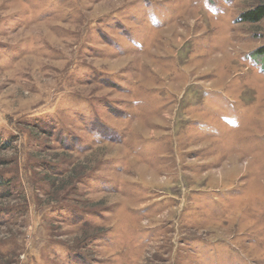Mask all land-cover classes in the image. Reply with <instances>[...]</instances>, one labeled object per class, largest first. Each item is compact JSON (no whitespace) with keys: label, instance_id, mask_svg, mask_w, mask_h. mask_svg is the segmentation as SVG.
Instances as JSON below:
<instances>
[{"label":"rangeland","instance_id":"rangeland-1","mask_svg":"<svg viewBox=\"0 0 264 264\" xmlns=\"http://www.w3.org/2000/svg\"><path fill=\"white\" fill-rule=\"evenodd\" d=\"M261 2L0 0V264H264Z\"/></svg>","mask_w":264,"mask_h":264},{"label":"trees","instance_id":"trees-1","mask_svg":"<svg viewBox=\"0 0 264 264\" xmlns=\"http://www.w3.org/2000/svg\"><path fill=\"white\" fill-rule=\"evenodd\" d=\"M241 17L244 18V20L246 21H249V22H252V23H257L259 21H261L263 18H264V2H261L260 4H258L257 6L253 7V8H250V9H247L246 11H244L242 14H241ZM258 52L260 53H264V45L261 46L259 49H257ZM3 164V163H2ZM4 169V166L2 165V168H0V170H3ZM9 172L7 171L6 172V175L8 174ZM75 173L73 172L71 175H69L71 178L75 177V178H80L82 175H84L83 173L81 174H78L76 173V175H74ZM6 175H0V180H2L1 178L5 177ZM15 177V176H14ZM46 178L51 182V176H48L46 175ZM10 179V178H9ZM9 179H6L5 181H8ZM4 180V179H3ZM52 184H54V181L51 182ZM5 186H9L8 184L5 185ZM68 188V187H67ZM66 188V189H67ZM65 188H62L61 191H65L64 190ZM68 191V190H67ZM60 198V197H59ZM58 198V199H59ZM57 198H54V197H49V201L50 202H54L56 203L58 201ZM67 206H65L64 209H68L66 212H70L72 209H76V210H79V208H76L74 207L75 204H68V203H65ZM64 204V205H65ZM77 206V205H75ZM87 228V227H86ZM85 229V228H83Z\"/></svg>","mask_w":264,"mask_h":264}]
</instances>
